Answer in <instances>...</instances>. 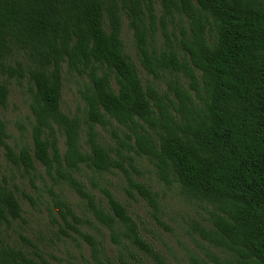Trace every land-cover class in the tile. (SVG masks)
<instances>
[{"label": "trees", "instance_id": "1", "mask_svg": "<svg viewBox=\"0 0 264 264\" xmlns=\"http://www.w3.org/2000/svg\"><path fill=\"white\" fill-rule=\"evenodd\" d=\"M73 77L82 81L75 114L63 108ZM13 80L27 83L32 115L30 140L22 133L15 145L4 118ZM0 147L32 184L41 166L53 185L86 199L120 254L130 246L154 252L96 175L122 170L161 223L157 193L131 178L133 153L205 210L195 227L205 242L198 264H264V0H0ZM17 190L0 175V264H46L27 236L20 234L29 249L8 235L24 222ZM55 206L81 234L71 205L56 195ZM86 238L98 259L97 242Z\"/></svg>", "mask_w": 264, "mask_h": 264}, {"label": "rangeland", "instance_id": "2", "mask_svg": "<svg viewBox=\"0 0 264 264\" xmlns=\"http://www.w3.org/2000/svg\"><path fill=\"white\" fill-rule=\"evenodd\" d=\"M123 39L130 53H134L133 31L124 23ZM158 39L164 38L159 32ZM142 74L143 68L140 67ZM11 96L4 118L8 123L11 145L22 142L21 134L29 141V126L31 122L30 93L26 82L11 83ZM82 81L79 78H68L65 81L63 108L66 112L75 114L82 109L80 89ZM102 138L118 146V140L111 130L98 127ZM121 137H123L121 135ZM61 151H65L64 138L60 141ZM136 170L129 168L134 182L148 185L158 195L159 211L155 212L134 188L131 187L127 176L122 170L102 176L96 175V181L101 187H106L129 210V213L140 224L142 235L149 243L154 254L147 253L135 246L129 251L119 253L117 246L111 241L109 232L93 220V214L88 201L83 199L74 189L67 186L53 185L54 181L41 166L35 174L32 184L29 177L19 172L5 158L4 149L0 147V175L5 174L11 185L18 187V195L24 210V222L19 221L8 230V235L20 245L29 249L23 243L20 234L27 236L42 252L46 264H198L197 259L204 258V252L198 242L205 245L197 230L196 222H203L205 210L196 202L182 197L177 186H167L162 181L154 167L146 158H139L133 153ZM92 177L90 170H85ZM89 178L82 180L90 191L95 194L97 201L107 198L100 188H94ZM130 192L132 194H130ZM56 195L69 203L75 214L81 218V223H71L81 234L69 228L61 218L55 206ZM31 197L33 200H31ZM91 222L90 224L88 222ZM6 235V233H5ZM91 236L98 244V259L94 257L92 246L86 238ZM45 264V263H42Z\"/></svg>", "mask_w": 264, "mask_h": 264}]
</instances>
